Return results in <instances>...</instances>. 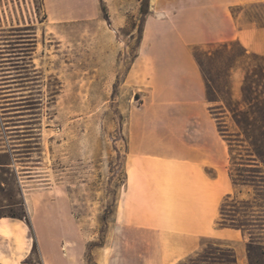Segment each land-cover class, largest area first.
<instances>
[{
	"label": "rangeland",
	"instance_id": "1",
	"mask_svg": "<svg viewBox=\"0 0 264 264\" xmlns=\"http://www.w3.org/2000/svg\"><path fill=\"white\" fill-rule=\"evenodd\" d=\"M141 4L100 0L107 17L102 12L99 20L49 24L41 0H0V216L26 212L22 188L54 190L52 196L62 197L63 208L79 219L73 238L79 264H144L143 244L107 239L125 182L129 124L152 121L146 111L153 89L149 75L133 71L128 77L140 42ZM211 46L196 50L225 99L242 103L247 74L264 86V57H242L235 44ZM221 111V129L237 136L232 115ZM230 139L234 174L255 181L260 192L262 207L238 218L257 221L255 242L250 247L247 235L246 250L249 264H264V175L257 167L239 166L249 160L248 144ZM238 197L229 204L243 207ZM70 236L64 238L68 244ZM44 241L52 253L54 238ZM218 244L205 241L178 264H231L229 249Z\"/></svg>",
	"mask_w": 264,
	"mask_h": 264
},
{
	"label": "crops",
	"instance_id": "2",
	"mask_svg": "<svg viewBox=\"0 0 264 264\" xmlns=\"http://www.w3.org/2000/svg\"><path fill=\"white\" fill-rule=\"evenodd\" d=\"M41 2L49 24L102 17L100 0ZM230 41L264 57V0H150L128 77L133 71L149 75L146 111L152 121L129 124L125 182L107 229L108 240L143 244L144 264H178L205 241L229 249L231 264H249L248 238L217 221L226 198L248 200L252 194L230 176V147L193 54L195 47ZM52 193L20 190L32 230L24 220L0 216V264H79V219Z\"/></svg>",
	"mask_w": 264,
	"mask_h": 264
},
{
	"label": "trees",
	"instance_id": "3",
	"mask_svg": "<svg viewBox=\"0 0 264 264\" xmlns=\"http://www.w3.org/2000/svg\"><path fill=\"white\" fill-rule=\"evenodd\" d=\"M141 21L142 26L140 29V39L142 36V31L144 27V23L146 21L147 16L149 15L150 10V0H141ZM102 12L105 17L106 11L104 8H102ZM235 44L239 46L242 50V57L245 56H253V57H261L257 55L248 54L246 50L242 48L240 44L237 42L231 41V42H225L221 44H212L211 47L216 46H229ZM194 57L202 71V74L204 76V79L206 81V87H207V100L210 103H216L221 102V106L214 108V111L212 112L217 119L218 128L221 132L224 139L227 141L229 147H230V154H231V167H230V176L233 180V183L236 186L242 185L243 187H250L254 190L253 194L251 195V198L248 200H242L240 204L243 205V207H237V204H229L231 200L236 199L238 196L235 197H228L224 200L222 207H221V215L220 218L217 221L218 227L221 228H231L240 230L244 236L250 237L249 246L251 247L254 244V234L253 229L257 227L256 220H250L244 221L239 219L238 215L244 214L249 209L262 207L261 203H259L258 196H260V192L255 185V181H251L249 179H242L243 176H238L234 174L233 165H236L234 162L233 157V142L230 138L235 137L238 138L235 142L239 143H247L248 144V150H249V160H247L246 163H242L239 166H246V167H257L256 169H262L261 171H258L259 174L264 175V86L262 84H257L258 82L251 80L249 74H247L245 82L242 87V94H243V101L242 103H234L231 100H227L221 95L220 91L216 88V81L211 74L210 70H208L205 67V64L203 63L202 57L198 50H196V47L194 48ZM206 56H212V53L209 52L206 54L203 53ZM210 60H212L211 57H209ZM235 62L237 63L238 60L236 59ZM235 66L232 67V69ZM261 75L262 72H261ZM263 89V91L260 90ZM244 106L245 109H241V106ZM217 110H222L221 112H229L234 120V123L238 129V135L237 136H231L228 133V131H223L220 126H222L221 119L218 117ZM246 161V160H241ZM250 164V165H249ZM5 165L9 166L10 163H6ZM1 171V170H0ZM7 173V172H6ZM240 177V178H236ZM256 178V177H252ZM5 182H2L0 184V187L4 185ZM239 198V197H238ZM245 210V211H244ZM12 218H17L26 221L28 226L31 228V224L29 221V218L27 216V213L24 211L23 215L19 216L14 213L5 215ZM32 230V228H31ZM36 244L34 245V247ZM262 255H264V251L261 252ZM234 264H236L234 262Z\"/></svg>",
	"mask_w": 264,
	"mask_h": 264
}]
</instances>
